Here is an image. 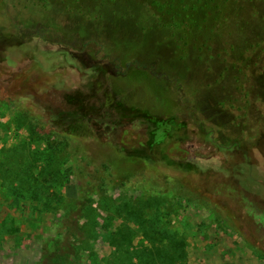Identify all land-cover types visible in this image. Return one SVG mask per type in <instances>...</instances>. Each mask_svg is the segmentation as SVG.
I'll use <instances>...</instances> for the list:
<instances>
[{
  "label": "rangeland",
  "instance_id": "374dc122",
  "mask_svg": "<svg viewBox=\"0 0 264 264\" xmlns=\"http://www.w3.org/2000/svg\"><path fill=\"white\" fill-rule=\"evenodd\" d=\"M210 1L179 31L151 0H0V89L40 117L0 103V264H144L151 245L152 264H264V0ZM82 143L216 215L118 178L103 190Z\"/></svg>",
  "mask_w": 264,
  "mask_h": 264
},
{
  "label": "trees",
  "instance_id": "16d2710c",
  "mask_svg": "<svg viewBox=\"0 0 264 264\" xmlns=\"http://www.w3.org/2000/svg\"><path fill=\"white\" fill-rule=\"evenodd\" d=\"M34 5H39L42 8H48L50 7V1L51 0H32ZM95 1V5L93 8L95 7H99L104 8L108 5H112L116 2H118V0H94ZM120 1V0H119ZM181 1V0H180ZM66 2H77V0H59L60 4L66 3ZM67 5V4H66ZM66 5L65 9H66ZM150 6L153 10H157L158 12L161 13H165L166 15L169 16L171 22H173L175 25L173 28H178V30H182V23L184 22V19L188 16V14L191 12L192 14L199 12V11H203L206 12L208 10L211 9V1L210 0H202L201 4L197 5L193 3V0H187V3L185 4V7L187 9L185 14L182 15H178L175 13L176 9L174 8V3H170L167 0H151L150 2ZM92 8L88 9V7L86 8H81L78 9L79 13L84 14V15H91L92 14ZM74 11V10H71ZM77 11V10H76ZM86 11V13H85ZM182 16V17H181ZM186 34V33H185ZM184 34V35H185ZM8 60V59H7ZM8 66L11 65V67L13 66V62L8 60ZM10 64V65H9ZM4 91L2 89H0V103L3 104H13L16 105V100L12 97L6 96L3 93ZM17 106V111L19 112V114L23 117H27L30 119L31 123L34 124L36 126V128L40 127V117L36 114H33L30 112V110L28 108H24L22 106ZM42 129H44L42 127ZM54 133V132H51ZM59 143L62 145H66L68 143V140L66 137L60 138ZM85 144H81V146H76L74 149V152L76 154H83L87 159H90L91 161H93V163L97 162L98 159L101 161L100 165H96L92 163L93 165V172H97V173H102L104 177H99L98 180H100V184L103 187V190L107 189V188H112L115 187V180L118 178L119 182H120V187L122 188H127L128 190H132V191H136V190H151L154 191L156 193L159 192H170L172 193L175 197H179L181 199H186V198H190L192 199L199 207H202L204 209H206L207 211L211 212L213 215H216L217 211L214 209L215 205L212 200L209 199V197L206 196H199L197 195L195 192H193L192 188L188 185V184H182L180 182V179L178 178H171V177H165L164 181H161V178L163 177L161 174H157V173H152L154 174L153 177H151L152 175L150 174L149 178L147 177H143L141 170H138L139 168L135 167L134 165H132L131 163H129L128 161H126L125 159H120L117 161L116 167L115 165H113V163H109L107 161H105L104 159L100 158L101 153L97 152L96 150L91 151V153H88L86 151V149L82 146H84ZM95 161V162H94ZM135 167V168H134ZM132 168L136 169V171L134 173H132L129 176H118V172L122 169L125 170H131ZM151 169V168H149ZM92 170V168L90 169ZM116 178H113L115 177ZM106 178V179H105ZM156 180H155V179ZM105 179V180H104ZM91 183H94L93 181ZM92 188L94 186H91ZM163 192V193H164ZM70 231V229L68 228V226L64 225L63 226V233L68 234ZM61 234V233H60ZM68 241V240H67ZM69 246V243H67L65 245V247ZM169 248V247H168ZM158 248L154 247L151 245V247L149 246L148 248H146L145 250H148V253L146 257H143L141 260L144 264H152L150 263V260L147 261V258H158L159 260H161V258L163 259L164 257H162V255L155 257L153 256V254L157 251ZM171 249V248H170ZM155 250V252H154ZM172 250V249H171ZM168 255V254H167ZM68 255L67 253L65 254H61L62 258H54V260L57 262H55L56 264H70V258H66ZM165 258H169L171 261L172 257H165ZM125 260V258H123ZM48 261V259H47ZM46 262V261H45ZM55 263H51V264H55ZM128 264H132L131 260H129V262H127ZM36 264H46L42 261L37 262ZM50 264V263H48Z\"/></svg>",
  "mask_w": 264,
  "mask_h": 264
},
{
  "label": "flooded vegetation",
  "instance_id": "af4514ba",
  "mask_svg": "<svg viewBox=\"0 0 264 264\" xmlns=\"http://www.w3.org/2000/svg\"><path fill=\"white\" fill-rule=\"evenodd\" d=\"M264 258V257H263Z\"/></svg>",
  "mask_w": 264,
  "mask_h": 264
}]
</instances>
